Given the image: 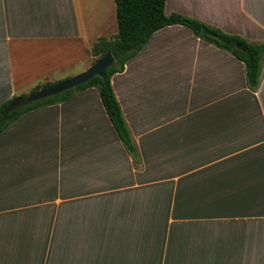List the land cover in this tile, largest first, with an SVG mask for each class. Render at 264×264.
Listing matches in <instances>:
<instances>
[{"label": "crops", "instance_id": "1", "mask_svg": "<svg viewBox=\"0 0 264 264\" xmlns=\"http://www.w3.org/2000/svg\"><path fill=\"white\" fill-rule=\"evenodd\" d=\"M165 12L264 41V0ZM107 17L115 0H0V104L92 65L89 31ZM111 82L137 155L97 86L0 132V264H95L103 240L133 264L144 243L147 264H264V59L252 89L243 60L169 24Z\"/></svg>", "mask_w": 264, "mask_h": 264}, {"label": "trees", "instance_id": "2", "mask_svg": "<svg viewBox=\"0 0 264 264\" xmlns=\"http://www.w3.org/2000/svg\"><path fill=\"white\" fill-rule=\"evenodd\" d=\"M115 2L117 5L118 32L111 37L100 36L94 42L91 49V53L97 57L96 60L108 50L114 55L115 60L107 69L106 75L104 77L99 75L94 76L87 82L60 94L19 106L8 114H5V109L14 98L3 102L0 104V132L11 122L33 108L67 99L77 91L90 86H97L117 133L128 150L133 155H137L138 149L112 86L111 77L114 73L124 70L126 61L141 50L156 30L169 24L187 25L196 34L232 52L245 62L249 86L252 89L258 87L264 59V41H251L241 35L226 33L218 27L178 12L167 14L165 12L166 0H115ZM204 27H208L217 35L204 34L202 31ZM239 42L243 45V49L237 46ZM55 83L57 82H46L42 85L37 84L32 88L31 92L54 85ZM21 96H25V94ZM128 245H131V242ZM149 245L150 243H144L146 254L142 258V264H147L146 262L151 260L148 250ZM98 246V252H94L97 253L95 264H133L134 262L133 258L129 257L127 260V255H124L126 252H123V243L103 240ZM166 261L167 264L173 263L170 262L169 258Z\"/></svg>", "mask_w": 264, "mask_h": 264}, {"label": "water", "instance_id": "3", "mask_svg": "<svg viewBox=\"0 0 264 264\" xmlns=\"http://www.w3.org/2000/svg\"><path fill=\"white\" fill-rule=\"evenodd\" d=\"M204 34L216 36L217 34L210 30L208 27L202 29ZM239 48H244L243 45L239 42L237 43ZM115 58L110 50L106 51L101 57H99L92 65H90L85 70L72 75L64 80H61L54 85L41 88L34 92H31L25 96L15 97L5 109V114L17 109L19 106L25 105L27 103H32L37 100H41L50 96L60 94L70 88L76 87L82 83L87 82L94 76L106 75L107 69L113 64Z\"/></svg>", "mask_w": 264, "mask_h": 264}, {"label": "rangeland", "instance_id": "4", "mask_svg": "<svg viewBox=\"0 0 264 264\" xmlns=\"http://www.w3.org/2000/svg\"><path fill=\"white\" fill-rule=\"evenodd\" d=\"M103 21H104L103 24H97V25H95L94 32L89 31V35H92V34H93V36H95V35L96 36H100V35L104 36V35H107V37H108V36H111V34L113 33V30H118V27L116 25V23H117V18L116 17H114V18L113 17H107ZM46 82H53V81H40L39 83H36L34 86H36L37 84L38 85L39 84L42 85V84H44ZM55 82H59V81H55ZM31 90L28 91V92L22 93V94L28 95V94L31 93ZM21 95H17V96H21Z\"/></svg>", "mask_w": 264, "mask_h": 264}]
</instances>
